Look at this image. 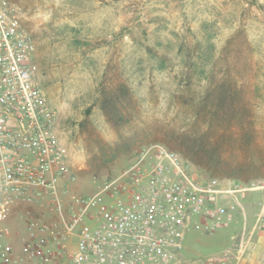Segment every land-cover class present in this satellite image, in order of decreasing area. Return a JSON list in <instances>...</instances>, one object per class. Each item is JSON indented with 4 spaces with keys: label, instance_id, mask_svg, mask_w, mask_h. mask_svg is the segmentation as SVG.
<instances>
[{
    "label": "rangeland",
    "instance_id": "rangeland-1",
    "mask_svg": "<svg viewBox=\"0 0 264 264\" xmlns=\"http://www.w3.org/2000/svg\"><path fill=\"white\" fill-rule=\"evenodd\" d=\"M11 1L66 152L61 196L93 192L150 144L203 179L264 178V0ZM120 85L128 92L107 118L98 90ZM216 201L221 223L188 228L182 254L231 259L244 234L241 260L260 240L256 194Z\"/></svg>",
    "mask_w": 264,
    "mask_h": 264
},
{
    "label": "built area",
    "instance_id": "built-area-1",
    "mask_svg": "<svg viewBox=\"0 0 264 264\" xmlns=\"http://www.w3.org/2000/svg\"><path fill=\"white\" fill-rule=\"evenodd\" d=\"M34 52L15 4L0 0V264H231L229 249L182 254L188 228L221 223L218 194L254 192L252 229L264 233V178L203 179L162 144L143 147L93 192L61 196L67 156L36 80ZM239 245L236 261L243 239Z\"/></svg>",
    "mask_w": 264,
    "mask_h": 264
},
{
    "label": "trees",
    "instance_id": "trees-1",
    "mask_svg": "<svg viewBox=\"0 0 264 264\" xmlns=\"http://www.w3.org/2000/svg\"><path fill=\"white\" fill-rule=\"evenodd\" d=\"M126 92H128V89L124 85H120V87H117L113 90L105 89L104 87H101L98 90L97 102L103 113L107 116V118H110L111 114H115L116 112H118L117 104L125 98ZM209 178H216L219 179L221 182L226 181L228 182V184L240 181V179L233 176H209Z\"/></svg>",
    "mask_w": 264,
    "mask_h": 264
},
{
    "label": "crops",
    "instance_id": "crops-1",
    "mask_svg": "<svg viewBox=\"0 0 264 264\" xmlns=\"http://www.w3.org/2000/svg\"><path fill=\"white\" fill-rule=\"evenodd\" d=\"M259 236H260L259 237L260 240H259V243L257 244L256 249H254V251H252L250 254L249 253L246 254L244 258L238 261L235 260V257L233 255L229 263L232 264L235 262V264H258L259 263L258 258L261 256H264V233L259 231ZM241 237L242 239H244V234ZM262 242L263 244H261ZM251 246H253V244H250V247Z\"/></svg>",
    "mask_w": 264,
    "mask_h": 264
}]
</instances>
